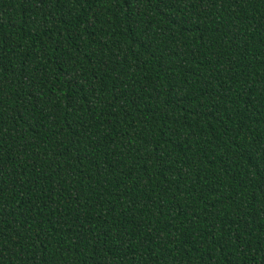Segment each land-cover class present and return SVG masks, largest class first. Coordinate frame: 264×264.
Returning a JSON list of instances; mask_svg holds the SVG:
<instances>
[{
  "label": "trees",
  "instance_id": "obj_1",
  "mask_svg": "<svg viewBox=\"0 0 264 264\" xmlns=\"http://www.w3.org/2000/svg\"><path fill=\"white\" fill-rule=\"evenodd\" d=\"M0 264H264V0H0Z\"/></svg>",
  "mask_w": 264,
  "mask_h": 264
}]
</instances>
